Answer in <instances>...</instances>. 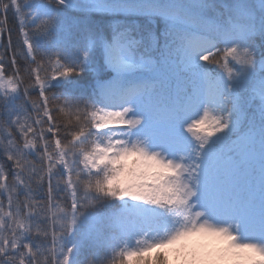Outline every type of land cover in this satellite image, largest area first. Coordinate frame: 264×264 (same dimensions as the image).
Segmentation results:
<instances>
[{"label": "snow or ice", "instance_id": "1", "mask_svg": "<svg viewBox=\"0 0 264 264\" xmlns=\"http://www.w3.org/2000/svg\"><path fill=\"white\" fill-rule=\"evenodd\" d=\"M0 264H264V0H0Z\"/></svg>", "mask_w": 264, "mask_h": 264}]
</instances>
